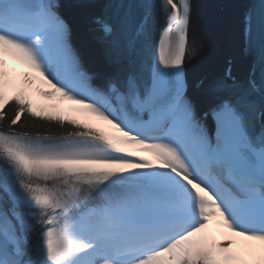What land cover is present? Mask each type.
<instances>
[{
  "label": "snow or ice",
  "instance_id": "obj_1",
  "mask_svg": "<svg viewBox=\"0 0 264 264\" xmlns=\"http://www.w3.org/2000/svg\"><path fill=\"white\" fill-rule=\"evenodd\" d=\"M94 6L0 0V264H264V0L195 91L194 0H105L103 64L67 12Z\"/></svg>",
  "mask_w": 264,
  "mask_h": 264
},
{
  "label": "bare ground",
  "instance_id": "obj_2",
  "mask_svg": "<svg viewBox=\"0 0 264 264\" xmlns=\"http://www.w3.org/2000/svg\"><path fill=\"white\" fill-rule=\"evenodd\" d=\"M222 0H196V11L193 18V30L192 35L198 37L199 41L202 42L203 47L198 51L193 59H191L190 67L192 69V73H201L213 68V60L218 54L224 50L225 47L231 46L229 43H226V40L229 39L232 41H236V39L231 37L237 26H239V21L230 22L227 20V16H225V21L223 26L219 27L216 22V16L219 17V6ZM232 2V1H231ZM231 5L230 2H227L225 5ZM230 6V7H231ZM95 7V6H94ZM94 7H87V8H77L79 12L81 11H88ZM239 18V17H238ZM74 27V43L80 46L81 50L87 49V57L89 54H98V50L95 48H91L87 41V21L86 19L82 18V22L78 19L77 23L73 26ZM227 29L229 33L228 37L225 38L223 30ZM233 31V32H232ZM78 43V44H77ZM37 99H40L37 97ZM70 105L65 104V107H69ZM24 125L27 126L28 129H33L37 131H48V130H62L63 128L59 127L58 125L49 124L45 122H41L35 120L34 118L28 116L24 121ZM107 130H111L110 126H104ZM64 128H68L65 126Z\"/></svg>",
  "mask_w": 264,
  "mask_h": 264
}]
</instances>
